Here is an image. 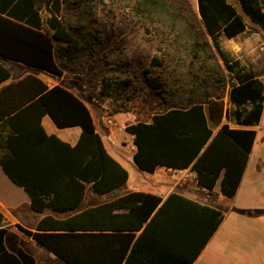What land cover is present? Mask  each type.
<instances>
[{
	"label": "trees",
	"instance_id": "1",
	"mask_svg": "<svg viewBox=\"0 0 264 264\" xmlns=\"http://www.w3.org/2000/svg\"><path fill=\"white\" fill-rule=\"evenodd\" d=\"M126 1L135 14L149 18L176 12L170 0ZM236 1L242 12L229 0H196L199 21L230 78L231 108L213 98L205 106L193 97L150 121L125 126L133 136L132 158L139 169L190 167L197 186L207 190L221 175L226 197L237 189L255 136L254 129L232 128L227 122L257 125L264 102L261 77L219 42L220 36L233 38L246 30L244 16L264 31V0ZM62 2L0 0V56L61 76L57 55L75 63L92 55L100 43L97 33L83 24L67 27L60 17ZM172 22L176 41L188 40L180 51L193 62L208 60L192 24L178 17ZM9 77L0 64V166L27 193L34 212H73L64 218L45 215L33 231L19 229L68 264H191L221 222L222 211L175 192L162 200L143 191L116 194L110 202L77 211L86 184L99 194L112 191L127 180V170L106 150L89 108L76 94L31 74L3 84ZM145 81L163 89L154 77L145 76ZM45 114L60 128L79 126L76 143L46 133L41 124ZM3 225L0 212V264H33L23 249L13 253L6 248Z\"/></svg>",
	"mask_w": 264,
	"mask_h": 264
},
{
	"label": "rangeland",
	"instance_id": "2",
	"mask_svg": "<svg viewBox=\"0 0 264 264\" xmlns=\"http://www.w3.org/2000/svg\"><path fill=\"white\" fill-rule=\"evenodd\" d=\"M229 1L242 12L236 0ZM170 2L175 6L173 11L176 10L173 16L149 18L135 14L126 0H63L60 17L67 27L73 30L83 24L97 33L100 43L92 55L76 63L57 55L61 76L1 56L0 62L12 78L32 72L75 92L94 113L100 130L109 122L119 142H126V136H130L123 133L126 125L149 121L152 115L188 98L194 97L205 106L209 98L220 100L223 108L229 110L230 78L199 21L196 0ZM41 13L46 15L44 10ZM177 17L192 24L198 40L208 52V60L201 64L193 62L180 51L188 40L181 37L176 41L177 27L172 20ZM244 19L247 28L243 33L233 38L220 36L219 42L231 57L253 69L264 81V31L246 16ZM145 76L163 82V89H157L162 93L147 85ZM126 167L130 181L136 174L149 175L135 165L127 164ZM99 198L101 195L86 184L85 196L78 208ZM17 239L15 229L9 227L7 245L10 247Z\"/></svg>",
	"mask_w": 264,
	"mask_h": 264
},
{
	"label": "crops",
	"instance_id": "3",
	"mask_svg": "<svg viewBox=\"0 0 264 264\" xmlns=\"http://www.w3.org/2000/svg\"><path fill=\"white\" fill-rule=\"evenodd\" d=\"M0 64L2 63L0 62ZM28 74L36 76L48 86L59 84L55 80L46 79L32 72L25 73L17 78H12L10 75L9 79L3 84L16 81ZM81 100L87 105L82 98ZM87 107L106 150L127 170L128 178L112 191L102 194L96 192L101 195V198L87 206L78 208L77 211L110 202L116 194L125 195L133 191H143L155 194L164 200L170 193L175 192L200 204L217 208L223 213V218L218 227L191 264H264V102L257 125L242 126L230 121L227 122L232 128H252L255 130L252 147L246 159L240 181L231 197H226L221 193V175L216 180L213 188L207 190L197 186L196 175L190 167L172 169L158 166L153 172H147L149 173L147 177H140L136 174L135 179L130 181V174L126 166L127 164L136 166L132 158L136 149L133 144V136L130 134V136H126V142H119L118 137H115L113 128L108 124L109 122H106L100 130L94 113L88 105ZM224 120L225 117L222 121ZM41 124L46 133L53 134L70 145L76 143L81 132L79 126L58 127L48 114L43 115ZM218 128L219 125L215 129L212 128L213 133ZM123 133L129 134L125 131V127ZM123 137L121 136V138ZM137 169L139 168L137 167ZM0 212L4 216L3 226L7 230L6 234L9 227H13L18 236L17 242L10 243L9 247L5 234L4 243L9 251L16 253L19 248L23 249L34 258L33 264H68L37 243L31 236L26 235L18 226L33 231L39 220L45 215L64 218L73 212L56 213L49 209L41 213L34 212L30 207L27 193L10 180L1 166ZM137 235L138 232L135 233V236Z\"/></svg>",
	"mask_w": 264,
	"mask_h": 264
}]
</instances>
